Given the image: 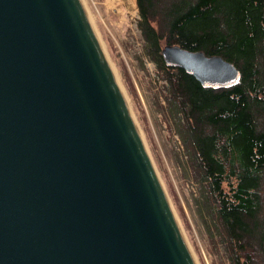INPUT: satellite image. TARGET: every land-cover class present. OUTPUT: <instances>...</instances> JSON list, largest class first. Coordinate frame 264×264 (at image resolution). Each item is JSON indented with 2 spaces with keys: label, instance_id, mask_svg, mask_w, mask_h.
<instances>
[{
  "label": "water",
  "instance_id": "95a60500",
  "mask_svg": "<svg viewBox=\"0 0 264 264\" xmlns=\"http://www.w3.org/2000/svg\"><path fill=\"white\" fill-rule=\"evenodd\" d=\"M161 57L205 88L239 80ZM0 264H195L80 0H0Z\"/></svg>",
  "mask_w": 264,
  "mask_h": 264
},
{
  "label": "trees",
  "instance_id": "16d2710c",
  "mask_svg": "<svg viewBox=\"0 0 264 264\" xmlns=\"http://www.w3.org/2000/svg\"><path fill=\"white\" fill-rule=\"evenodd\" d=\"M144 51L163 76L199 192L232 264H264V0H135ZM162 44L232 64L238 83L203 87L166 67Z\"/></svg>",
  "mask_w": 264,
  "mask_h": 264
},
{
  "label": "rangeland",
  "instance_id": "374dc122",
  "mask_svg": "<svg viewBox=\"0 0 264 264\" xmlns=\"http://www.w3.org/2000/svg\"><path fill=\"white\" fill-rule=\"evenodd\" d=\"M126 100L195 264H232L198 210L197 182L166 104L163 76L144 51L135 0H80ZM166 46L162 44V48Z\"/></svg>",
  "mask_w": 264,
  "mask_h": 264
}]
</instances>
